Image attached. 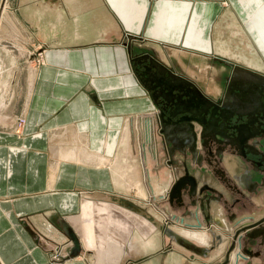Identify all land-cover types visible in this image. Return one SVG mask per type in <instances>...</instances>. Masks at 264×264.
<instances>
[{
  "label": "crops",
  "instance_id": "0c3cea01",
  "mask_svg": "<svg viewBox=\"0 0 264 264\" xmlns=\"http://www.w3.org/2000/svg\"><path fill=\"white\" fill-rule=\"evenodd\" d=\"M133 36L189 49L169 54L171 65L209 96L225 87L229 62L264 75V0H0V264L210 263L194 245L172 242L158 254L164 230L149 216L166 225L174 214L182 229L194 217L187 201L169 200L183 170L165 163L150 181L169 214L153 196L149 207L141 157L157 151L139 135L156 108L128 54ZM19 56L28 63L23 90ZM222 156L214 166L185 157L198 185L222 194L203 216L223 232L264 215V177L238 155ZM245 172L256 192L246 190ZM201 228L178 233L197 245L208 238Z\"/></svg>",
  "mask_w": 264,
  "mask_h": 264
},
{
  "label": "rangeland",
  "instance_id": "374dc122",
  "mask_svg": "<svg viewBox=\"0 0 264 264\" xmlns=\"http://www.w3.org/2000/svg\"><path fill=\"white\" fill-rule=\"evenodd\" d=\"M145 41L149 42L151 44H153V43L159 44L164 49V52L162 53L161 50H159L158 47H155L154 45L147 46V44H146L144 46H138V43H140V40L137 38V36L136 37L133 36V37L127 39L126 46H127V43L129 42V46L132 47V50L130 52L128 51V49H127V51H128V54H130V55H131V53H133L132 59L135 63H137L136 64L137 70L135 71V73L137 74V76L139 78H141L143 80L146 78H149V76L145 74V67L150 66L151 65V59H154V60L158 61V63H160L165 68L166 72L164 74L166 76L170 75V74H168L169 72L174 74L176 77V81L178 83L182 84V86L186 90H188V91L192 90L193 91V89L195 90V88L197 87L201 92H203L201 90V88L197 85V83L193 79H190V78L184 76L182 71L179 72L180 70L176 71L175 69H173V67H172L173 65H171L172 64L170 61L171 56H169V54L175 53V52H176V54H178V53L182 52L181 53V56H182V55H184L183 53L186 54V52H189L188 51L189 49L183 48V47L179 46L178 44L177 45L176 44H168L167 45V44H163L162 42L153 41V40L148 39V38H144L142 40V42H145ZM135 47L140 48L142 51H140V52L136 51L134 49ZM169 48H170V51H168ZM39 53L40 52H38L36 55L38 57V60L36 58V61H35L36 65L41 62L40 61L41 59L39 57ZM207 55H212L214 58H216L214 60H218V59L221 60V58H222L221 55H219V54L215 55V53L207 54ZM19 57H21L20 58L21 60L19 63V68H18V69H20V72H19V76L16 80H17L18 84L20 85V87H23L22 88V90H23L24 86L27 85V83H28V79L25 76V71H27L28 63L22 58V56H19ZM229 63L238 65L236 62L235 63L229 62ZM224 66H226V65H224ZM149 68L151 69L149 71V73L154 74L156 71V68L155 67H149ZM227 68L229 71L231 69V66L228 65ZM200 74H202V73H200ZM226 81H227V79H226ZM225 88H226V83H225V87L222 88L221 91H219V88H218V90H217L218 93H215L213 96H209L204 92L202 94H204L206 97L210 98L212 101L218 100V102H219V100L221 101V99L223 97V94L225 92ZM159 91H160V88L158 86L150 89L149 90V92L151 93L150 97H151L153 102H156L157 106L160 108V112H163L164 117L166 118L169 115L168 111L170 109L169 108L163 109L161 107L160 101L158 98L159 97L162 98V96L159 95V93H158ZM235 91H238V90H235ZM154 96H156V97H154ZM152 97H154V99ZM164 101H165V99H164ZM174 101H177V100L174 99ZM160 112L158 114L157 113L153 114L154 120L150 116H149L150 118H147L148 120H146V121L143 120V122H145V123L148 122V126L146 127L148 129H145L146 131L143 130V133H142V129L140 127L141 133L139 135V140L142 137L146 136L148 138L149 142H152V141L154 142L153 146L156 148H154V147L153 148L157 151V153L156 152L155 153H152V152L147 153L146 150L142 151L141 172L144 173L143 170H145V168H147L148 172L149 173L151 172L149 177H154L155 172L158 173L157 170L160 171L162 169V166L164 165V163L163 164L161 163L162 161H166V160L172 158L174 155V154L172 156L169 155L168 147H172V146L175 147V146L171 142L166 143L164 141L163 136H162L163 134L160 132V117H159ZM170 117H171V119L174 120L173 116H170ZM23 122H24V118L19 117V119L16 123V129H17L16 131H18V128H20L23 125ZM197 127L200 128L199 125H197ZM145 132H147V134H144ZM146 137H144L145 141L147 140ZM144 140L142 141V143L144 142ZM175 140H176V142H178V144H180L179 143L180 139H175ZM197 142H198V140H197ZM151 145H152V143H151ZM198 145H199V143H198ZM200 147H201L200 150L202 149V151H204L202 145ZM150 149H152V146H150ZM171 153H175V154L179 153L180 160H176L177 161L176 163L165 162V165H168L172 170H175L176 168H181L183 170V174H184L183 179H188L187 177H195L193 173H189V169H188L189 167L187 166V163L185 165H183V163L187 161L188 157L187 158L184 157L182 151H179L178 149L175 150L174 152H171ZM161 156L163 157L162 159H161ZM205 156L210 157V159H211L210 162H208L209 160L206 161ZM212 156H215V157L212 159ZM212 156L210 155V153H207L205 151L204 161H206L209 165L216 164V162L218 160L216 154L213 153ZM254 173H258V174L262 175V177H264V170L263 169L262 170H255ZM146 179L147 178L145 176V180ZM177 180L178 179H175V181H177ZM193 180L196 184L197 179L193 178ZM175 181L172 182V185L175 183ZM172 185L169 188V190H171L170 194L173 193L174 198L178 199V196H176V195H178V194H176L177 191L172 189ZM190 186L191 185L189 184V179H188V181L185 182L184 186L180 189V192H179L180 196H179V199L177 200V202L184 203L183 201H187L189 203V205L186 206V209L189 212L190 211L192 212V213L190 212V214L192 215V217H194L193 218L194 223L200 225L201 227H205L206 230L210 229L211 231H214L213 233H222L219 236L213 237L210 234V232H207L204 229L207 232L208 238H205L202 242H200L201 244H197V245L189 242L191 245H194L195 247H197V251L192 252V254H195L196 256H198V259L206 260V262H208V263L210 262L209 264H224L227 252H229L228 253L229 257H228V261L226 264H264V234H263V230L261 229V226H264V221H262V222L258 221L257 222V221H253V220H244V221L239 222L240 226L231 228L230 230L225 229L222 232L221 230L217 229V226L215 224L212 225L211 221L208 222V220L203 216V215H205L204 214L205 209H206L205 207L210 205V202L212 200H215L216 203H221L222 194L221 193L220 194L215 193L216 192L215 190H213L210 186L206 185L208 187H206L204 189L198 188V189L194 190L193 195L189 197V192L192 191V190H189ZM260 188H261V186L254 191L249 190L247 188H246V190L248 192L253 193V192H256L257 190H259ZM149 191L151 193V196L149 198V200H150L149 207L152 208L153 204L155 203L157 205V208H160V210L162 211L163 204L160 202V200L159 201L156 200L157 196H155V194H154L153 188L151 186V181H150ZM210 194H212V195H210ZM152 196L154 197L153 198L154 203L152 202V199H151ZM184 196L187 197V200H184ZM168 197H169V195H168ZM193 202H195V204H193ZM178 205L177 206L179 208L184 207L180 204H178ZM221 205H222V203H221ZM172 206L173 205L170 204L171 208H172ZM195 207H197V210L193 209ZM150 211H152V210L150 209ZM153 211H154V214L156 216L159 215V214H157L155 209H153ZM172 212H175V211L173 210ZM190 214L187 213L186 215L191 216ZM199 214L202 215V220L198 219ZM170 215H171V217L169 216V218L172 221L176 220V223H174L175 221L172 223L170 222V226H171V224H174V226L177 227L178 222L181 223L180 221H178L179 218H177L178 219L177 220L174 214H170ZM149 218L155 225L159 226L160 229L162 228L164 230V226H162V223L156 222V218L154 219L152 214L149 216ZM198 225L193 226L192 229H189V230H193L190 233L194 232V234H196V232L202 231L203 229ZM255 228H259V229H261V231H254ZM180 229L181 228L177 227V230H175V231L177 233H178V231H180V233H181V231L184 232V230H180ZM216 230H219L220 232H218ZM252 230L254 232H252ZM206 232L203 234V236H205V237H207ZM163 234H164V237L166 239V244L164 245L163 248L158 249V250H160V251H158V254L160 257L163 255V252L171 251V249L173 248L172 244H174V243H172L174 241H170V239L165 235V233H163ZM235 235H237V236L235 237ZM183 238H184V236H183ZM184 239L187 241L188 238L185 237ZM197 239L199 240L200 238H197ZM159 252H161V253H159ZM195 255H193V256H195ZM68 257H70V256L68 255ZM63 258L64 257H61L60 255L54 256L51 258V263L59 261ZM152 258H155V257H152Z\"/></svg>",
  "mask_w": 264,
  "mask_h": 264
},
{
  "label": "water",
  "instance_id": "95a60500",
  "mask_svg": "<svg viewBox=\"0 0 264 264\" xmlns=\"http://www.w3.org/2000/svg\"><path fill=\"white\" fill-rule=\"evenodd\" d=\"M152 46L158 47L162 51V47L159 44H151L149 42H141L138 46ZM231 66V73L227 78L226 89L222 100L219 104H216L210 98L206 97L200 90L193 89V94L189 95L188 100H182L181 96L185 95L183 90L185 88L182 84L176 81V77L172 73L166 76L165 68L158 63V61L151 59V65L145 67V74L149 78L141 79L143 83L148 86V89L155 88L158 86L160 91L159 95L162 96L163 100L167 103H171L174 106L173 109L168 111L169 115L165 118L163 112H160V132L163 134L164 141L166 143L171 142L175 147H168L169 155L171 156L175 150L184 152L187 147L191 152H195L197 145V139L206 140L211 139L218 144H227L230 146H237L240 149H249L247 152H254L252 146L247 144L248 139L254 138V135L259 133L258 129H255V124L260 127L262 125V119H264V75L245 69L239 65L228 64ZM149 67H155V73H149L151 70ZM152 72V71H151ZM148 73V74H147ZM150 74V75H149ZM153 74V75H152ZM152 82V83H151ZM179 91L178 95H175L174 91ZM235 90H238L237 92ZM182 92V93H181ZM156 97V96H154ZM154 97H152L154 99ZM176 99L177 101H174ZM193 102V103H192ZM182 112H189L192 116H181L176 120L171 119L170 116L176 117ZM239 118L246 116V123L243 125H230V119L234 116ZM181 120V121H179ZM187 121V122H186ZM195 123L200 126V130L196 131ZM229 129L235 130V133H229ZM263 129V128H262ZM175 131V132H174ZM177 133V134H176ZM264 133V129H263ZM145 137V136H144ZM175 139H180L179 143ZM146 143L145 141L143 142ZM145 145H143L144 147ZM254 149V148H253ZM244 151V150H243ZM246 152V153H247ZM243 154V153H242ZM145 165V164H144ZM146 180L150 183V173L148 169L145 168ZM176 183V184H175ZM175 185H172V189L177 191L176 196L179 199L180 189L184 186V179L175 181ZM198 189L195 185H191L189 190V197L193 195L194 190ZM200 190V189H199ZM171 190H168V195L170 200L174 197L173 193L170 194ZM177 199V200H178ZM195 204V202H193ZM180 205H183L180 202ZM164 208V207H163ZM166 213L167 209L164 208ZM169 214V213H168ZM178 220V219H177ZM181 223L183 219H179ZM164 226V233L174 243L191 248V244L178 234L175 229L170 227V222H167ZM196 223L188 224V227L196 226ZM192 229V228H191ZM184 231L192 232L193 230L182 229ZM67 237L72 241L76 247L78 244V239L72 231H67ZM210 234L214 237L219 236L214 231L209 230ZM237 235H235L236 237ZM234 237V238H235ZM75 248L70 252L69 256L74 257L78 253L75 252ZM231 250V249H230ZM229 250V251H230ZM225 257L224 264L228 261V255Z\"/></svg>",
  "mask_w": 264,
  "mask_h": 264
},
{
  "label": "flooded vegetation",
  "instance_id": "af4514ba",
  "mask_svg": "<svg viewBox=\"0 0 264 264\" xmlns=\"http://www.w3.org/2000/svg\"><path fill=\"white\" fill-rule=\"evenodd\" d=\"M182 92H184V94H185V95H182L181 96V99L182 100H188L189 99V95H192V93H193L192 90H189L188 91L186 89L183 90ZM173 93L175 95H178L180 92L175 90ZM158 99H159L160 105H161V107L163 109H166V108L167 109L168 108L169 109H173L174 108V106L171 105V103H167L166 101H164L160 97ZM214 102L216 104H219L220 103V100H219V102H218V100L217 101H214ZM181 116H192L193 117V115L191 113H189V112H182L179 115H177L176 117H174V120L178 119ZM179 121H181V120H179ZM244 123H246V116H242V117L239 118L238 116L234 115L230 119V123L229 124L230 125H237L238 126V125H243ZM255 127H256L255 129H258L259 130V133L256 134V135H254V138L248 139L247 144L249 146H252V148H251L252 150L258 152L256 154L254 152H247L249 149H240L239 146H237V148H236L235 146H230V145H227V144H218L215 141H212L211 139L206 140L205 143H204V139L198 138L197 139L198 142H197V145H196L197 148H195L196 151L194 153L191 152L190 150L189 151L188 150L187 151H184V152H182L183 153V156L185 157V156H187L186 153H190V155L192 157V160L196 161L197 164H199V163H201V161H204V153H205V151L207 153H210L211 156L213 155V153L216 154L218 160L219 159H222V157H223L222 155L224 153H230L231 155H238L239 157H241L242 160H243V162L245 164H247L253 171H255V170H262V169L264 170V143H263V141H264V133H263V129H264V119H262V125L260 127H258L257 124H255ZM195 129H196V131H199L200 130V128L197 127V124L196 123H195ZM229 133H235V130L234 129H232V130L229 129ZM198 143H199V145H198ZM200 144L202 145L204 151H202V149L200 150V148H201L200 147L201 146ZM205 157H206V161L209 160L208 162H210V160H211L210 157H208V156H205ZM214 157L215 156H212V159ZM166 161L167 162H170V163H176L177 162L176 160L173 159V157L170 158V159H168V160H166ZM183 165H185V162L183 163ZM245 173L249 177V181H247V183H246L247 186H245V187L247 189H249V190H253L254 191L255 190L254 188L257 186V184L254 181L251 180L249 172H245ZM183 176H184V174H182L181 177H178L177 178L178 181L181 180V179H183L184 178ZM187 178L189 179V184L190 185H193V186L195 185L197 188H201V189L202 188L204 189V188L208 187L205 184H203L202 186H199L197 182L195 184V182L193 180V178L196 179L195 177H187ZM188 179H184V181L187 182ZM224 182L227 184V180H225ZM263 182H264V179H263ZM229 186H230L231 189L233 188L234 190H236V186H234V185H229ZM190 187H189V189H190ZM234 219H236L235 216H234ZM240 221H242V220H240ZM240 221H238L237 223H239ZM253 221H257V222L258 221H260V222L264 221V215L261 216V217H259L258 219L253 220ZM238 226H240V225H238ZM261 229L263 230V234H264V226H261ZM261 229L255 228L254 231H261ZM254 231L252 230V232H254Z\"/></svg>",
  "mask_w": 264,
  "mask_h": 264
},
{
  "label": "bare ground",
  "instance_id": "6f19581e",
  "mask_svg": "<svg viewBox=\"0 0 264 264\" xmlns=\"http://www.w3.org/2000/svg\"><path fill=\"white\" fill-rule=\"evenodd\" d=\"M128 47H129V51H131V46H129L128 45ZM136 51H138V52H140V51H142L140 48H134ZM132 63H133V68H134V71H136L137 69H136V64L137 63H135L134 61H133V59H132ZM227 64H229V63H227ZM233 65H235V64H233ZM154 104V106H155V108H156V113L158 114L159 112H160V108L157 106V104H156V102H153ZM157 118V117H156ZM159 126V125H158ZM161 139V138H160ZM263 143H264V141H263ZM165 150V149H164ZM188 149L187 148H185L184 149V151H187ZM189 151V150H188ZM187 154V153H186ZM159 157V156H158ZM180 160V159H179ZM171 161V160H170ZM183 161V160H182ZM186 161V160H185ZM167 162V161H166ZM187 162V161H186ZM186 162H185V164H186ZM162 163V162H161ZM163 163H165V161L163 162ZM167 164V163H166ZM172 165V164H171ZM205 183V182H204ZM207 184V183H206ZM210 229H207V232L209 231ZM218 234V233H217ZM220 235V234H219Z\"/></svg>",
  "mask_w": 264,
  "mask_h": 264
}]
</instances>
